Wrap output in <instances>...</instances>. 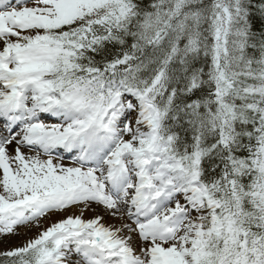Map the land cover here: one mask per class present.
<instances>
[{"label":"snow or ice","instance_id":"1","mask_svg":"<svg viewBox=\"0 0 264 264\" xmlns=\"http://www.w3.org/2000/svg\"><path fill=\"white\" fill-rule=\"evenodd\" d=\"M0 264H264V0H0Z\"/></svg>","mask_w":264,"mask_h":264}]
</instances>
